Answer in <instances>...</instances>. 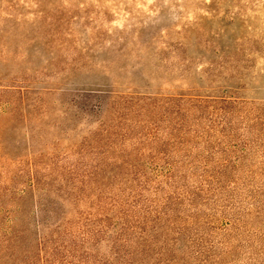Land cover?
Wrapping results in <instances>:
<instances>
[{"label": "rangeland", "instance_id": "1", "mask_svg": "<svg viewBox=\"0 0 264 264\" xmlns=\"http://www.w3.org/2000/svg\"><path fill=\"white\" fill-rule=\"evenodd\" d=\"M150 126L167 148L142 159L205 161L180 190H193L210 161L237 163L227 191L205 182L196 210L209 240L225 233L233 247L219 264H264V0H0V229L32 232L58 217L60 202L71 210L57 190L62 177L78 185L72 164L111 163ZM194 129L209 136L184 144ZM39 196L50 216L35 212ZM185 203L180 221L192 212ZM27 231L4 243L0 264L36 261ZM107 247L103 238L92 249Z\"/></svg>", "mask_w": 264, "mask_h": 264}, {"label": "trees", "instance_id": "2", "mask_svg": "<svg viewBox=\"0 0 264 264\" xmlns=\"http://www.w3.org/2000/svg\"><path fill=\"white\" fill-rule=\"evenodd\" d=\"M193 131L196 134L184 138V144H192L194 138L209 136L206 130ZM105 132L108 136L114 133L110 129H105ZM153 132L151 126L137 129L133 134H137L140 140L132 145L130 151H123L120 157L112 158L111 163L102 159L74 162L72 171H76L77 177L80 178L77 179L78 185L76 186L70 177H62L64 181H59L61 188L57 190V196L59 201L69 202L71 210L78 218H69L72 211L64 208L60 202L62 209L58 217L48 223L39 224V221H36L34 231L32 229L33 237L31 230L27 231L28 226L21 230L11 226L15 229L12 234L10 227L8 230L2 228L0 254L4 243L10 237H26V234L21 232L27 231L30 241L33 242L35 255L34 259H30H36L33 264H219L233 247L226 240L225 233L221 234L218 242L209 240L212 235L209 226L212 225L205 224L208 216L200 215L196 205L206 193L205 182L208 186L213 184L216 189L222 190L221 193L227 191L224 185L234 177L238 165L234 160L226 158L223 161H210L209 163L214 164L210 173L204 175L207 170L200 168L202 173H195L199 183L193 186V190L183 187L181 191L178 187L186 186L184 182L189 175L187 172L198 171V162L203 164L205 161L201 162L193 157L185 159L186 162L159 160L149 156L145 160L142 159L140 155L142 156L141 151L144 149L148 152H161L167 148L162 140L160 143L155 141ZM125 137L127 138V135ZM110 146L115 151L114 145ZM205 146L208 148L210 144L207 142ZM184 156H189V153ZM30 165L32 166V162ZM146 168H151L152 172L149 174ZM82 174L85 176L81 177ZM37 184L38 181L33 175L30 185ZM163 186H168L169 190ZM147 187L152 188L154 193L157 190L163 191V195L159 194L156 199H151L144 194ZM19 193L18 197L23 195L25 190L21 188ZM48 197L42 200L39 196L36 202L34 201L35 212L39 215L45 212L46 216H50L46 214V210H50ZM90 197L96 201L93 212L89 211L92 208ZM208 197L204 195V199ZM255 200H258L257 197ZM80 201L90 204L87 207L88 212L83 215L77 210ZM185 202H188L192 212L183 216L180 221V215L187 210ZM37 224L45 227L47 231L40 233ZM103 238L108 245V255H99L92 249ZM262 245L261 243L257 247V255L263 254ZM102 256L104 261H101ZM193 259L197 261L193 262Z\"/></svg>", "mask_w": 264, "mask_h": 264}]
</instances>
